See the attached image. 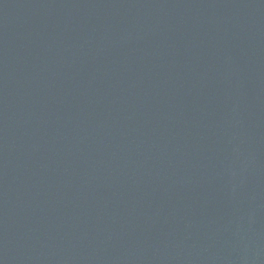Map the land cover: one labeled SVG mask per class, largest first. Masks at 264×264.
<instances>
[{
  "label": "water",
  "instance_id": "95a60500",
  "mask_svg": "<svg viewBox=\"0 0 264 264\" xmlns=\"http://www.w3.org/2000/svg\"><path fill=\"white\" fill-rule=\"evenodd\" d=\"M0 264H264V0H0Z\"/></svg>",
  "mask_w": 264,
  "mask_h": 264
}]
</instances>
